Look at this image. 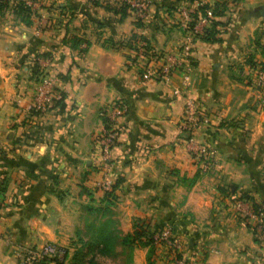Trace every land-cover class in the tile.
I'll return each instance as SVG.
<instances>
[{
    "label": "crops",
    "instance_id": "0c3cea01",
    "mask_svg": "<svg viewBox=\"0 0 264 264\" xmlns=\"http://www.w3.org/2000/svg\"><path fill=\"white\" fill-rule=\"evenodd\" d=\"M197 1L149 0L142 25L131 10L120 17L89 0H37L29 21L10 5L0 10V264H18L24 247H66L82 227L72 214H79L86 194L105 193L93 186L100 111L118 97L128 105L117 118L120 133L111 149L110 174L121 180L114 188L118 206L153 225L172 220L184 257L261 264L257 250L248 254L257 247L246 228L211 208L237 191L264 197V109L258 110L255 91L243 79L264 61V0H240L218 27L221 40L194 42L189 83L178 72L142 78L131 63L132 49L117 43L137 31L156 49H174L184 34L177 8ZM74 36L81 38L76 46ZM35 65L66 76L60 102L37 116L27 112ZM187 95L206 106L192 139L213 148L209 173L197 169L188 141L176 135ZM196 194L202 202L193 204ZM245 243L246 253H239ZM144 254L137 248L132 264H146ZM154 257V264L172 263L163 250Z\"/></svg>",
    "mask_w": 264,
    "mask_h": 264
},
{
    "label": "built area",
    "instance_id": "2783aa9c",
    "mask_svg": "<svg viewBox=\"0 0 264 264\" xmlns=\"http://www.w3.org/2000/svg\"><path fill=\"white\" fill-rule=\"evenodd\" d=\"M105 1V0H100ZM111 3L121 2L124 0H106ZM129 3L130 10L135 13L136 17H143L149 0H125ZM203 0H198L195 4H189L177 8L181 26L184 28L182 41L172 50L160 49L151 54L144 52L146 41L141 40L138 46L132 49L134 58L131 63L136 67L142 78L168 79L171 74L178 72L180 78L185 82H190L191 71L194 60L191 57V50L194 42L197 40L196 32H200L204 25L208 24L212 17L210 8H206L204 14L198 12L195 17L196 5ZM27 4L30 1H27ZM195 20L191 26L190 22ZM256 80V84H264V64H255L249 67ZM34 94L31 103L27 107V112L32 115H40L54 105L61 96L59 83L61 77L57 74H51L38 68L33 74ZM128 106L124 99L115 101L113 99L102 106L100 115L103 122V129L97 132L92 140V152L99 163V174L93 180V186L102 191L112 188L114 179L110 174L111 166V149L118 142L120 128L117 125V118L125 114ZM206 113V106L202 101L192 95H187L183 102L182 115L178 122V132L185 134L191 132L200 122ZM103 117L106 121L103 120ZM191 135L186 140H189ZM200 145H197L199 147ZM205 166L200 165V169ZM1 202V201H0ZM228 204L232 213L252 226L259 237L264 236V213L258 206L253 208L248 199L241 198L239 195H232ZM157 241H163L171 249V256L179 253L182 249L180 238L173 233L170 225L163 228L154 235ZM63 246L54 242H45L39 246L24 247L20 250L18 264H42L44 260L52 258H61L63 255ZM175 264H189L190 262L183 259H175Z\"/></svg>",
    "mask_w": 264,
    "mask_h": 264
},
{
    "label": "rangeland",
    "instance_id": "374dc122",
    "mask_svg": "<svg viewBox=\"0 0 264 264\" xmlns=\"http://www.w3.org/2000/svg\"><path fill=\"white\" fill-rule=\"evenodd\" d=\"M27 1H30L29 4L31 5V10L34 11V8H33L35 4L34 2H36L37 0H27ZM254 62L255 61H252V63ZM259 63L264 64V61L259 62ZM252 72L253 71H249L245 73V75L243 76V79L245 81V84L250 89H253L255 91L256 101L254 102H255L256 107L259 108L258 110H263L264 109V84L261 82H258L256 84V80ZM194 129L195 128H193V130ZM193 130L191 131L190 139L187 140L188 141L187 143L185 142L186 146L188 150L190 151L192 158L197 163V166H198L197 169H200V165L203 164V166L205 167L200 170L203 173H209L210 169L212 168L213 161H214L213 148L208 146L204 142H199L197 140L194 141L192 139ZM185 133L186 132H184V134ZM197 145H200V146L196 148ZM91 152H92V149H91ZM92 157H94V160H96L97 170H99V163L97 162V159L94 156L93 152H92ZM263 171H264V167H263ZM90 188L92 189V187ZM206 190L209 191V188H206ZM85 191L88 194H93L92 191H90L87 187ZM85 191H82V193H85ZM241 192H243V190L234 192L235 193L234 195L235 196L239 195ZM249 192L252 193V191H249ZM110 194H107L106 196V194L103 193L102 196H99L97 198L95 197L89 198V196L86 194L85 196L86 201H83V205L79 206V209H80L79 214L78 213L72 214L71 220L72 219L75 221L76 219L79 220L82 227L75 230L71 239H69L68 242L66 243L67 261L65 262V264H68L69 262H71L73 255L74 256L77 255V257L80 258V259L76 258L79 264L80 263L88 264L89 260H92L94 264H132L137 248H142V247H144V252H145L144 258H145L146 264L155 263V257L151 255L149 256L151 251H152L151 254L152 253L155 254L158 250L160 254V252H162L163 250L165 257L170 256L171 258L172 253L167 250L169 249L167 247H163V246L161 247L159 244H155L154 248L153 246H151L149 250L148 246H147L148 248L145 249L146 246L139 245L136 243H131L130 239L125 238V235L127 234V232L132 231V223H133L134 218L132 217V215H130V213H128V211H123L122 208L118 206L117 195L115 193H110ZM255 196H257L258 198L260 197L259 195H255ZM226 197H227L226 199L227 201V200H230V197H232V195H228ZM206 198L208 197L206 196ZM261 198L264 199V197H261ZM209 199H212V198L210 197ZM192 202L193 204L198 203V202L201 203L202 199L200 198V196L196 194L193 196ZM215 203L216 204L214 205L213 208H211L212 209L211 211L213 212L217 211V213H219V210H221L222 211L221 215L222 213L223 214L226 213L227 218L231 220L235 219L237 224L242 225L243 227L246 228V230L248 231L250 235V238H249L250 242L255 243L257 247L255 249L254 247H250L251 250L248 254L252 253L251 252L252 250H257L258 254H255V255H258L260 258L259 262L257 263L261 262V264H264V236L259 237L254 231V229L252 228V226L249 225L247 222H245V218L241 219L240 217L235 216L234 213H232V210L230 209L228 201L227 203H224L223 198L219 197L218 199H215ZM87 205H90L92 209H87L85 207ZM226 206L229 207V209ZM214 220H215V217H214ZM168 221L170 222V220H167L164 224H167ZM216 222H218V218L216 219ZM161 224L164 225L163 223ZM230 225L231 224H229V226ZM232 227L233 226L231 225L230 229H232ZM234 227H236V225ZM175 234L178 236L177 233ZM232 237H233L232 235L231 237H229V240H230L229 244L234 243ZM87 241L89 243H86ZM247 247H249V245L248 243H245V248L239 249L237 251L239 253L241 252L245 254ZM227 248H229L228 245H227ZM182 252H183V249L179 251L180 256L178 257L173 256L172 263L170 264H175L176 262L175 259H180V258L185 261L190 262L189 264H206L205 260H203L202 262H197L195 261V259L192 260L188 257H184ZM142 256H141V259H142Z\"/></svg>",
    "mask_w": 264,
    "mask_h": 264
},
{
    "label": "trees",
    "instance_id": "16d2710c",
    "mask_svg": "<svg viewBox=\"0 0 264 264\" xmlns=\"http://www.w3.org/2000/svg\"><path fill=\"white\" fill-rule=\"evenodd\" d=\"M91 3L93 4H101L104 7L113 10L114 12L118 13L120 15V17H123L129 10H130V6L129 3H127L125 0L121 1V2H116V3H111L109 1H100V0H89ZM189 1H194V0H189ZM240 2V0H213V1H201L199 4L196 5V11L193 13V15L196 17L198 15V12L201 14H204L205 9L206 8H210L211 12H212V17L211 20L209 21L208 24L204 25L203 29L200 32H196V37L197 40H206V41H217V40H221V37L218 36V27L219 25H224L226 24V22H228L227 20L225 21V19L228 16V12L230 10V7L232 5H235L236 3ZM11 6V9L13 12L17 13V14H21V15H25L24 18H28L29 14L31 13V5L27 4L26 0H15L14 2H12L11 4L8 3V0H0V10H2L5 7ZM172 8H174V6H172ZM26 21H29L28 19ZM195 20H192L190 22V25L192 26L194 24ZM136 25H142V19L141 17H137L136 19ZM144 40L146 41V44L144 45V52L148 53L150 52L151 54L155 53V51H157L156 48H154L149 40L140 32H132L130 34V36L125 39V40H120L119 42H117L118 44H121L123 42L127 43V45L131 48L134 49L138 46V42ZM81 41V38L79 36H74L72 38V44L71 45H78ZM85 47H79L80 50H83ZM159 51H161L160 49H158ZM132 58H134V56H132ZM250 64L252 65V62H250ZM38 65L34 66L33 69V74L37 72L38 70ZM60 77L65 78L66 76L64 74H62V76L60 75ZM62 92H61V96L59 99L56 100V102L54 103V105L58 104L60 102V100L62 99ZM119 99L122 98H115V101H118ZM124 102H126L124 100ZM127 104V102H126ZM128 106V105H127ZM128 111V108L126 110V112ZM125 112V113H126ZM103 120L106 121V119L103 117ZM177 137H181V138H187L191 135V132L184 134L181 132H178ZM120 179L116 178L114 179L112 188L110 190H106L105 194L107 196V194L110 193H114V188L117 187V185L120 183ZM263 182H264V171H263ZM111 195V194H110ZM239 197L241 198H245L248 199L251 202V206L255 209L258 206L260 207V209L262 210V212L264 213V199L261 197H257L255 196L253 193L245 190L243 192H241L239 194ZM87 209H92V207L90 205L86 206ZM165 222H163L164 224ZM161 224V223H160ZM160 224L158 225H153L151 224L149 221H146L143 218L140 217H135L132 223V231L131 232H127V234L125 235V238H128L131 240V243H136L139 245H143V246H148L149 250L150 247L155 246V244H159L160 246L163 247H167L163 241H157L154 237L155 233L160 231L163 226L166 225H170L172 228V231L174 233H176V225L175 223L170 220V222L168 221L167 224H164L160 226ZM127 239V240H128ZM86 243H89L88 241ZM168 248V247H167ZM63 255L61 258H52L49 260H53L58 264H65V262L67 261L66 257H67V247L63 246ZM169 252H171V249H167ZM152 252V251H151ZM149 254V256H154V254L152 253ZM77 254V252H76ZM180 256L179 253H175L174 257H178ZM80 259L79 257H77V255H73L71 262H69L68 264H79L77 262V259ZM171 260L173 259V257L170 258ZM47 260H44L42 262V264H44ZM151 263V262H150ZM80 264H84V263H80ZM88 264H94V262H92V260H89Z\"/></svg>",
    "mask_w": 264,
    "mask_h": 264
},
{
    "label": "water",
    "instance_id": "95a60500",
    "mask_svg": "<svg viewBox=\"0 0 264 264\" xmlns=\"http://www.w3.org/2000/svg\"><path fill=\"white\" fill-rule=\"evenodd\" d=\"M261 8H262V11H263V13H264V6H262Z\"/></svg>",
    "mask_w": 264,
    "mask_h": 264
}]
</instances>
